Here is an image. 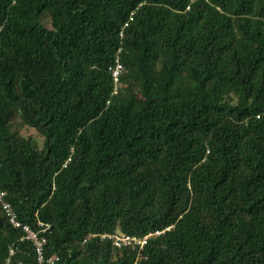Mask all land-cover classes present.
I'll use <instances>...</instances> for the list:
<instances>
[{
	"label": "trees",
	"instance_id": "trees-1",
	"mask_svg": "<svg viewBox=\"0 0 264 264\" xmlns=\"http://www.w3.org/2000/svg\"><path fill=\"white\" fill-rule=\"evenodd\" d=\"M0 190V264H264V0H0Z\"/></svg>",
	"mask_w": 264,
	"mask_h": 264
},
{
	"label": "built area",
	"instance_id": "built-area-1",
	"mask_svg": "<svg viewBox=\"0 0 264 264\" xmlns=\"http://www.w3.org/2000/svg\"><path fill=\"white\" fill-rule=\"evenodd\" d=\"M122 64L117 60L116 66L113 68V77L115 82L119 81L120 74L122 73ZM6 192L0 190V203L2 204L3 208L7 211V213L10 216L11 221L16 225L20 226L21 223L17 220L15 211L13 210L12 205L6 201L5 198ZM25 230L27 231V238L33 239L36 246H37V252H38V260L39 262H42L44 259V246L46 245V238L45 237H39L36 232H34L29 226H24ZM164 230H157L155 232H151L143 237H138L135 235L125 234V233H111V234H103L102 237L108 236L109 238L113 239L114 243L119 246H139L140 248H143L150 237L154 235H159ZM49 261L54 262L53 258H50Z\"/></svg>",
	"mask_w": 264,
	"mask_h": 264
},
{
	"label": "rangeland",
	"instance_id": "rangeland-1",
	"mask_svg": "<svg viewBox=\"0 0 264 264\" xmlns=\"http://www.w3.org/2000/svg\"><path fill=\"white\" fill-rule=\"evenodd\" d=\"M45 22H48L47 24H49V18H45ZM24 133L25 134L35 133V130L33 128H26L24 129Z\"/></svg>",
	"mask_w": 264,
	"mask_h": 264
}]
</instances>
